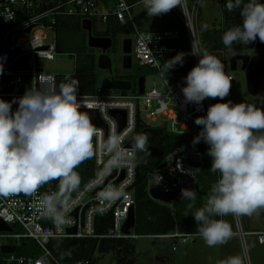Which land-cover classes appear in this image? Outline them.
I'll return each instance as SVG.
<instances>
[{
    "label": "built area",
    "instance_id": "2783aa9c",
    "mask_svg": "<svg viewBox=\"0 0 264 264\" xmlns=\"http://www.w3.org/2000/svg\"><path fill=\"white\" fill-rule=\"evenodd\" d=\"M135 4L130 0H0V66L3 68L0 73V100L10 102L13 112L19 105L12 102L18 101L34 85L39 86L40 76L54 77L58 84L59 75L44 71L38 62L43 58L53 59L60 53L57 49L56 30L60 16L80 17L81 24L83 19H90L93 28L97 21L106 27L112 19L123 25L131 24L133 31L130 34L134 36L132 63L135 61L138 66H147L162 77L161 87L154 82L147 88L145 83L143 93L139 92L138 79L128 90L106 89L100 81L94 92L78 93V99L85 105L81 110H97L104 123L94 125L97 132L92 140L93 173L66 200L59 198L55 178L31 192L0 194V219L11 227L10 231H0V239H10L0 245V264H89L90 259L73 262L61 260L50 249V241L54 238L133 237L134 234L123 232V225L131 207H135L136 148L128 143L133 137L136 138L137 121L153 126L152 122L164 116L165 121L159 125L161 127L177 133L200 134L202 131L203 126L197 125L195 120L206 116L208 108L215 101L206 98L201 104L187 102L182 91L187 86L185 78L198 64L200 54H207L198 38L188 1L181 0L179 12L176 8L172 9L180 16L184 25L182 29H140L133 19ZM48 30L54 33L51 43L46 42L45 31ZM127 35L124 33L122 41ZM165 40H175L177 44L171 47L163 43ZM183 40L188 44L190 53V64L186 65L184 57H188V52L184 49ZM177 55H182V64L177 63L166 71L169 61ZM27 58L28 66L18 68V64ZM230 58H226V67L231 65ZM121 68L124 69L122 57ZM224 71L233 81V74L226 69ZM121 72L118 71V75L121 76ZM111 109L127 111L124 127L119 128ZM202 144L190 143L173 150L161 164L162 167L159 165L150 173L147 192L151 198L150 190L156 185L163 186L167 191H176L175 199H182V189H194L201 166L206 161L212 162V157L208 155L209 145L203 140ZM153 199L168 205L173 202ZM75 210L76 216L73 214ZM100 215L110 216V223L104 233L97 231ZM233 218L237 229H231L232 234H239L243 240L246 234H253L264 245V230L246 231L240 216L233 215ZM220 220L233 227L227 216L220 217ZM72 228H76V231H70ZM194 235H200V232L183 233L174 230L159 236L182 237L185 241ZM24 238H32L38 251L34 254L18 253L17 249ZM3 245L15 246L16 249L5 253L1 251Z\"/></svg>",
    "mask_w": 264,
    "mask_h": 264
},
{
    "label": "clouds",
    "instance_id": "9594fccd",
    "mask_svg": "<svg viewBox=\"0 0 264 264\" xmlns=\"http://www.w3.org/2000/svg\"><path fill=\"white\" fill-rule=\"evenodd\" d=\"M143 3L152 17L170 12L181 0ZM226 7L229 11L239 9L242 17L241 25L224 33L226 47L235 42L248 45L257 38L264 43V2L228 0ZM182 62V55H177L166 71ZM185 79L184 97L195 104L206 98L224 100L232 86L224 65L209 54H200L198 64ZM38 80L39 86L34 85L12 102L19 105L15 112L10 102L0 100V194L31 192L53 178H68L93 155L97 129L88 112L81 110L85 105L78 99L79 81L65 77L57 84L54 77L44 76ZM195 123L203 128L194 143L202 139L209 145L211 171L220 176L206 205L192 214L204 242L213 247L232 236L231 226L213 217L251 216L264 211V110L254 104L215 103ZM134 147L149 151L147 135L137 136ZM181 196L196 199L191 189H182Z\"/></svg>",
    "mask_w": 264,
    "mask_h": 264
},
{
    "label": "trees",
    "instance_id": "16d2710c",
    "mask_svg": "<svg viewBox=\"0 0 264 264\" xmlns=\"http://www.w3.org/2000/svg\"><path fill=\"white\" fill-rule=\"evenodd\" d=\"M142 0H130L131 3H137ZM247 2V0H245ZM223 12V25L219 28L203 31L202 39L204 44L211 50V54L217 57L226 67V57L221 51L226 47L222 37L224 33L236 26L242 24L240 10L229 11L226 7L228 0H219ZM57 30V49L60 53L69 52L76 57V71L71 75H61L58 77V84L70 77L79 81V92L88 94L95 91L99 84L98 77V55L101 52L97 48L88 46V33L82 28L81 18L76 16H60L56 23ZM95 36H109L113 39V45L108 50V54L114 57L120 49V34H130L133 31L131 24H121L117 20H110L105 29L101 32L93 28ZM185 37L182 30V38ZM184 49H188V44L183 40ZM240 51H249L254 49H264V43L259 39L248 45L239 42L233 43ZM189 57L186 64H190ZM136 67V66H135ZM134 67V68H135ZM137 69L131 71H120L117 67L113 68L116 78H127L135 85L140 75H145L137 66ZM117 70L121 72L118 75ZM217 100L219 98H216ZM229 102V101H226ZM225 102V103H226ZM224 103V102H223ZM145 134L148 137L149 151H140L136 149V180L134 183L135 193V227L134 235H161L174 230L183 233H198V226L193 218V213L206 205L210 197L212 186L218 181V173L211 171V161H206L200 168L197 176V182L193 189L196 193L195 201L177 198L172 204L168 205L158 202L151 198L147 192V179L150 173L161 165L167 156L175 149L194 143L198 133H177L169 128L161 126H150L143 121L138 120L136 124L135 137ZM197 144H202V140ZM94 170V160L89 158L74 169V175L68 178L56 177L55 184L59 198L68 199L75 191L86 182ZM71 181V183H69ZM192 207H189V205ZM220 220V217H213ZM110 223L109 215L98 216V233H104ZM128 238H54L50 241L49 247L54 254L59 256L65 262H73L79 259H90L89 264H95V252H111L116 255L118 260H123L124 252L132 253L133 245L128 242ZM38 251V246L32 238H24L17 252L20 254H34ZM128 263L134 264L135 259L131 258Z\"/></svg>",
    "mask_w": 264,
    "mask_h": 264
},
{
    "label": "rangeland",
    "instance_id": "374dc122",
    "mask_svg": "<svg viewBox=\"0 0 264 264\" xmlns=\"http://www.w3.org/2000/svg\"><path fill=\"white\" fill-rule=\"evenodd\" d=\"M191 15L194 19V25L197 28L198 38L201 40L204 50L207 54H211V50L204 44L202 35L203 31L211 30L223 25V12L219 0H187ZM176 11H180L179 5ZM174 10L160 15L148 16L143 0L137 2L133 9V19L136 25L143 30H156L170 27L183 28V23L178 13ZM95 29L99 32L105 29V24L95 22ZM207 26V27H205ZM46 42H53L54 33L45 31ZM120 34V49L117 54L112 57L113 68H120V61L123 55L122 52V37ZM128 37L134 39L133 34H128ZM100 51V49H97ZM189 53V46L186 49ZM264 50L250 51L249 54L263 53ZM237 53H246L235 47H230L225 50V56L228 58ZM187 57V56H186ZM184 57V59L186 58ZM39 66L46 72H51L59 75H71L76 71V57L69 52L57 53L53 59L43 58L38 62ZM136 66V67H135ZM138 65L133 62L131 71L137 69ZM135 67V68H134ZM120 69V71H121ZM141 69L145 72L146 87L150 88L154 82L161 87L162 77L147 66H142ZM226 71L232 73L234 79L230 94L224 99H214L215 103H225L231 101L233 104L246 103L253 104L254 97L247 89V82L244 71L240 66L236 70H231L230 66L225 67ZM119 70H117L118 72ZM99 81L110 76V71L107 69L98 68L97 70ZM145 118V117H144ZM165 121V117H161L158 121L152 122L153 126H159ZM227 219L233 224L231 229H237L233 215H227ZM242 226L246 231L264 230V215L253 214L251 216H240ZM134 228L131 229V234H134ZM129 243L133 245V252H124L123 260L119 261L116 255L111 252H95V264H110V257L113 256V264H130L128 261L131 258L135 259L134 264H233L239 260L241 264H264V245L258 242L257 237L253 234H246L244 239L239 234H232L231 238L226 243L216 246H208L201 235H194L187 238L185 241L182 237L170 238L159 235H133L128 238ZM10 239H0L2 242H8Z\"/></svg>",
    "mask_w": 264,
    "mask_h": 264
},
{
    "label": "water",
    "instance_id": "95a60500",
    "mask_svg": "<svg viewBox=\"0 0 264 264\" xmlns=\"http://www.w3.org/2000/svg\"><path fill=\"white\" fill-rule=\"evenodd\" d=\"M82 28L87 31L88 38L87 43L89 47L100 49L101 52L98 55V67L101 69H107L110 71V76H107L101 80V85L106 89H115V90H128L132 88V81L124 78H115L113 73V60L112 57L108 54V50L113 45V39L109 36H95L93 34L92 21L90 19L82 20ZM29 30V29H28ZM132 43L133 40L131 37H126L122 41V67L126 70L132 68ZM163 43L175 47V40H165ZM230 69L236 70L239 66L244 71L247 89L253 95L254 100L253 104L264 110V81L261 79V75L264 74V53H237L231 56L230 58ZM28 66V58L18 64V68H26ZM145 76L140 75L138 77L139 92H144L145 87ZM88 112L92 123L94 125H104L100 119L97 110H86ZM111 113L116 117L119 123V128H122L126 124L127 111L125 109H111ZM135 143V138L133 137L128 143L129 146H133ZM163 165V164H162ZM160 165V167H162ZM196 165H199L196 162ZM153 198L169 203L172 202L176 196V191H167L163 186L156 185L153 186L150 190ZM77 215V210L73 213ZM264 215V211L260 213ZM135 207H131L128 218L126 219L123 225V232L126 234L131 233V229L135 227ZM11 227L0 219V231H10ZM70 231L75 232L76 228H72ZM16 249L15 246L3 245L1 246L2 252H14ZM113 256L110 257V264H113Z\"/></svg>",
    "mask_w": 264,
    "mask_h": 264
},
{
    "label": "flooded vegetation",
    "instance_id": "af4514ba",
    "mask_svg": "<svg viewBox=\"0 0 264 264\" xmlns=\"http://www.w3.org/2000/svg\"><path fill=\"white\" fill-rule=\"evenodd\" d=\"M103 36H104V35H103ZM250 51H254V50L246 51V53H249ZM261 79L264 81V74L261 75ZM262 91L264 92V89H263ZM261 212H263V211H261ZM261 212H260V213H261Z\"/></svg>",
    "mask_w": 264,
    "mask_h": 264
},
{
    "label": "crops",
    "instance_id": "0c3cea01",
    "mask_svg": "<svg viewBox=\"0 0 264 264\" xmlns=\"http://www.w3.org/2000/svg\"><path fill=\"white\" fill-rule=\"evenodd\" d=\"M255 50L257 51V50H260V49H254V51H255ZM263 50H264V49H263ZM263 53H264V52H263Z\"/></svg>",
    "mask_w": 264,
    "mask_h": 264
}]
</instances>
